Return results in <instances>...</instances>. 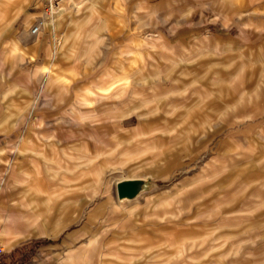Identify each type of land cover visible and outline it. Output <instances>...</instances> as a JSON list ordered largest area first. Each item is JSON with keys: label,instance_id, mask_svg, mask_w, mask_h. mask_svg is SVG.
I'll use <instances>...</instances> for the list:
<instances>
[{"label": "rangeland", "instance_id": "rangeland-1", "mask_svg": "<svg viewBox=\"0 0 264 264\" xmlns=\"http://www.w3.org/2000/svg\"><path fill=\"white\" fill-rule=\"evenodd\" d=\"M23 1L0 0V264H264V0L11 22Z\"/></svg>", "mask_w": 264, "mask_h": 264}, {"label": "bare ground", "instance_id": "bare-ground-1", "mask_svg": "<svg viewBox=\"0 0 264 264\" xmlns=\"http://www.w3.org/2000/svg\"><path fill=\"white\" fill-rule=\"evenodd\" d=\"M65 3L70 4V7H72V8H77V7H80V5H81L80 2L78 3L75 0H62V2L60 3V6L57 9L55 8L53 10H50L49 16L44 17L43 21H45V23L49 24V23L54 22L57 18H59L62 15V10H63ZM55 194H56L55 192H51L49 194L50 198H53L55 196ZM119 195H120L119 200L121 202L125 201L127 199L123 193L119 192Z\"/></svg>", "mask_w": 264, "mask_h": 264}, {"label": "built area", "instance_id": "built-area-1", "mask_svg": "<svg viewBox=\"0 0 264 264\" xmlns=\"http://www.w3.org/2000/svg\"><path fill=\"white\" fill-rule=\"evenodd\" d=\"M45 5L49 8V10L57 9L60 6L62 0H42ZM40 30V26L37 24L33 27L32 32L38 33ZM5 253V246L2 242H0V256Z\"/></svg>", "mask_w": 264, "mask_h": 264}, {"label": "crops", "instance_id": "crops-1", "mask_svg": "<svg viewBox=\"0 0 264 264\" xmlns=\"http://www.w3.org/2000/svg\"><path fill=\"white\" fill-rule=\"evenodd\" d=\"M79 0H76V2H78ZM28 2V0H25V1H23V5H22V7L20 6V7H18V10H17V12L15 13V16L12 18V20H11V22L12 21H15L18 17H19V15L21 14V9L23 8V7H25V4ZM79 3V2H78ZM82 3V1L80 0V4ZM69 5L70 6V4H68V3H65V5ZM65 5H64V8H66L65 7ZM87 100V99H86ZM87 101H89V100H87ZM31 143H28L27 145H26V147H25V151H27V150H29V148L31 147ZM99 154V155H98ZM101 155V153L100 152H98L96 155H91L90 154V156H86V161L88 162H94V161H92V160H97L98 158H99V156Z\"/></svg>", "mask_w": 264, "mask_h": 264}]
</instances>
